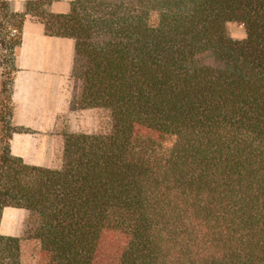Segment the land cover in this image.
<instances>
[{"label": "trees", "instance_id": "1", "mask_svg": "<svg viewBox=\"0 0 264 264\" xmlns=\"http://www.w3.org/2000/svg\"><path fill=\"white\" fill-rule=\"evenodd\" d=\"M56 1H0L10 74L41 20L74 43L76 106L112 128L65 133L58 168L2 148L0 223L26 216L0 233V264H23L26 243L37 264H264V0Z\"/></svg>", "mask_w": 264, "mask_h": 264}, {"label": "crops", "instance_id": "2", "mask_svg": "<svg viewBox=\"0 0 264 264\" xmlns=\"http://www.w3.org/2000/svg\"><path fill=\"white\" fill-rule=\"evenodd\" d=\"M0 1L12 2L15 10L22 12L29 0ZM72 1L53 2L50 11L66 14ZM73 56L72 40L47 36L41 20L27 17L21 43L15 50L12 80V126L22 130L16 129L9 142L12 154L29 165L46 166L54 150H61L60 115L69 110L73 94ZM24 212L23 209L5 208L0 233L20 236L22 227H19V221L26 216Z\"/></svg>", "mask_w": 264, "mask_h": 264}, {"label": "rangeland", "instance_id": "3", "mask_svg": "<svg viewBox=\"0 0 264 264\" xmlns=\"http://www.w3.org/2000/svg\"><path fill=\"white\" fill-rule=\"evenodd\" d=\"M229 32L233 39L244 40L246 38L245 29L237 22H231L229 24ZM16 29L11 30V36L16 35ZM4 52L0 44V154L2 148L6 145L10 146L9 139L13 132L17 129L12 126V118L14 114V106L12 101V80L13 73L10 74L11 66L9 60H4ZM5 74V76L3 75ZM75 80V79H74ZM71 83L73 94L70 98L69 110L62 112L60 115V130L59 135L63 136L68 132H84V133H108L112 128V121L110 113L105 109H86L81 110L76 106V81ZM63 139V138H62ZM61 139V140H62ZM63 141V140H62ZM61 150H54V155L51 158L50 163L46 166L58 168L62 159V145ZM58 151V152H57ZM25 213V212H24ZM25 215L23 220L20 219L19 227L23 229ZM24 249L23 264H37V256L35 254V244L26 243Z\"/></svg>", "mask_w": 264, "mask_h": 264}]
</instances>
